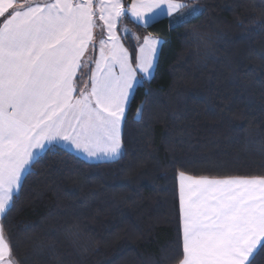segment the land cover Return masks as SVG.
<instances>
[{"label": "trees", "instance_id": "16d2710c", "mask_svg": "<svg viewBox=\"0 0 264 264\" xmlns=\"http://www.w3.org/2000/svg\"><path fill=\"white\" fill-rule=\"evenodd\" d=\"M192 5L198 14L178 24L125 19L161 43L127 108L122 155L90 163L54 147L38 157L3 222L18 264H177L178 172L264 175V0ZM123 41L135 57L132 35Z\"/></svg>", "mask_w": 264, "mask_h": 264}, {"label": "snow or ice", "instance_id": "6c2138e0", "mask_svg": "<svg viewBox=\"0 0 264 264\" xmlns=\"http://www.w3.org/2000/svg\"><path fill=\"white\" fill-rule=\"evenodd\" d=\"M192 2L0 0V264H18L3 222L42 152L65 144L90 159L122 155L125 113L136 90L152 79L160 41L136 37L133 57L117 35L118 22L130 13L147 28L162 16L194 12ZM96 7L108 34L85 91L78 73L87 66L85 53L96 47ZM137 116L142 118V106ZM177 179V264H257V256H264V175L179 171Z\"/></svg>", "mask_w": 264, "mask_h": 264}, {"label": "rangeland", "instance_id": "374dc122", "mask_svg": "<svg viewBox=\"0 0 264 264\" xmlns=\"http://www.w3.org/2000/svg\"><path fill=\"white\" fill-rule=\"evenodd\" d=\"M122 2L124 3V0H122ZM128 5H130V3ZM94 7H95V5H94ZM192 9H195V11L193 12L190 9L185 10L183 18H180V19L175 18V17H179L180 14L179 13L177 15L175 14V17L172 18L171 23L172 24H178L179 22H184V21H187V20L193 18V16H196L198 13H197V10H196L197 8L196 7H192ZM96 11H97V17H96L95 23H96L97 27L95 28V38H94V41H93V44H95V46H96L95 47L96 51H94V54H93L94 56H91V57L88 58L89 64L93 63V69L96 68L95 62L100 60V53H99L100 41L102 39L106 40L107 39V34H108V30H107L106 26L104 25V22L99 19V8L98 7H96ZM126 18H130L131 20L135 21L134 18L131 17L130 13L126 14L118 22L117 28H116V32H117V35L120 37L121 43L124 46H125V44H124V41H123V36L128 35V34L132 35V38H133V41H134V44H135V47H136V55H137L138 41H137L136 37H139V36H136L135 34L131 33L130 28L126 24H124ZM161 18H163V17H160L159 19H161ZM125 28L128 29L127 32L124 31ZM146 36H150V35H146ZM144 37H139L140 38L139 42H142ZM151 37H154V36H151ZM154 38L159 40L160 43H161V40L159 38H157V37H154ZM159 48H160V44L158 45L157 57H158V53H159ZM105 51H107V48L105 49ZM156 61H157V58H156ZM156 61H155V65H156ZM155 65H154V69H155ZM154 69H153V72H152V76H153V73H154ZM118 70L119 69L117 67L114 71L118 72Z\"/></svg>", "mask_w": 264, "mask_h": 264}, {"label": "crops", "instance_id": "0c3cea01", "mask_svg": "<svg viewBox=\"0 0 264 264\" xmlns=\"http://www.w3.org/2000/svg\"><path fill=\"white\" fill-rule=\"evenodd\" d=\"M193 1H194V0H193ZM131 2H132V1H131ZM130 4H131V3H130ZM192 7H194V6L192 5ZM185 10H187V9H185ZM185 10H184V11H185ZM196 10H197V9H196ZM197 12H198V10H197ZM175 14L177 15L178 13H174L173 16H162V17H163V18H164V17H168L169 19H172L173 17H175ZM175 18H177V17H175ZM94 38H95V29H94ZM93 41H94V40H93ZM92 43H93V42H92ZM94 51H96V50H94ZM94 51H93V50L91 49V47H90L89 52L85 53V56H84V58H83V61L86 62L87 66L84 67V68H82V69L80 70V72L78 73V77L81 76L83 72L86 73V71H87V69H88V65H89L88 58H89L90 56H92V53L94 54ZM93 72H95V69H93L92 73H93ZM92 73H91V74H92ZM84 85H87V86H88V87H85L84 90H85V91L89 90V88H90V86H91V81H90L89 84H88L87 82H85V81L83 80L82 83H81L79 86H80V87H83ZM126 111H127V110H126ZM125 115H126V113H125ZM55 147H57V148H62V149H65V150H67V151H69V152H72V153L76 154L77 156L81 157L82 159H84V160H86L87 162H90V163L108 162V161H106V160H96V159H94V158L90 159L89 157H87V155H86L85 153H83V152H79V151L75 150L74 148H72L71 146H68V145H65V144H58V145H56ZM46 151H47V150H46ZM46 151L42 152L40 155H42V154L45 153ZM40 155H39V156H40Z\"/></svg>", "mask_w": 264, "mask_h": 264}]
</instances>
